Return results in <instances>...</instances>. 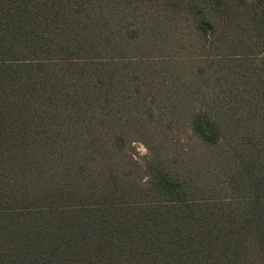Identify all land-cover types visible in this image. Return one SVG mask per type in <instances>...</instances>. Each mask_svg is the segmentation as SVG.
I'll use <instances>...</instances> for the list:
<instances>
[{"label": "trees", "instance_id": "1", "mask_svg": "<svg viewBox=\"0 0 264 264\" xmlns=\"http://www.w3.org/2000/svg\"><path fill=\"white\" fill-rule=\"evenodd\" d=\"M0 264H264V0H0Z\"/></svg>", "mask_w": 264, "mask_h": 264}, {"label": "rangeland", "instance_id": "2", "mask_svg": "<svg viewBox=\"0 0 264 264\" xmlns=\"http://www.w3.org/2000/svg\"><path fill=\"white\" fill-rule=\"evenodd\" d=\"M133 145H134L136 151H138V156L147 153L146 148L141 143L135 142V143H133Z\"/></svg>", "mask_w": 264, "mask_h": 264}]
</instances>
